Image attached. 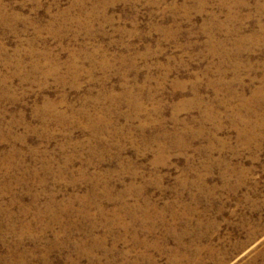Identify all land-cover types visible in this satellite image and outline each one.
I'll use <instances>...</instances> for the list:
<instances>
[{
    "label": "rangeland",
    "instance_id": "rangeland-1",
    "mask_svg": "<svg viewBox=\"0 0 264 264\" xmlns=\"http://www.w3.org/2000/svg\"><path fill=\"white\" fill-rule=\"evenodd\" d=\"M0 264H264V0H0Z\"/></svg>",
    "mask_w": 264,
    "mask_h": 264
},
{
    "label": "bare ground",
    "instance_id": "bare-ground-1",
    "mask_svg": "<svg viewBox=\"0 0 264 264\" xmlns=\"http://www.w3.org/2000/svg\"><path fill=\"white\" fill-rule=\"evenodd\" d=\"M262 91H263V90H262ZM261 95H262V94H261ZM51 201H52V198H51ZM51 203H52V202L48 203V205H47V208H48V209H50L51 205H50V207H49V204H51ZM54 209H55V208H54ZM56 216H57V215H56ZM53 219H54V218H53ZM55 219H56V218H55ZM6 253H8V255H10L11 259H12V256H14V254H15V253H12V251H10V250H7ZM3 256H4V255H3ZM6 258H7V257H6ZM6 258H5V259H6ZM13 258H14V260H17L16 257H13ZM11 259H10V260H11ZM5 261H6V260H5ZM12 263H13V262H12ZM14 263H15V262H14Z\"/></svg>",
    "mask_w": 264,
    "mask_h": 264
}]
</instances>
